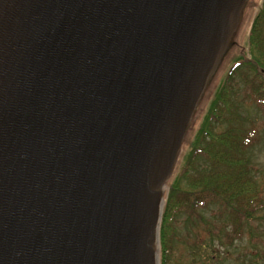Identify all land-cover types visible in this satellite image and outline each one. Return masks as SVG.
<instances>
[{
  "label": "water",
  "instance_id": "95a60500",
  "mask_svg": "<svg viewBox=\"0 0 264 264\" xmlns=\"http://www.w3.org/2000/svg\"><path fill=\"white\" fill-rule=\"evenodd\" d=\"M251 0H0V264H161L160 193Z\"/></svg>",
  "mask_w": 264,
  "mask_h": 264
},
{
  "label": "trees",
  "instance_id": "16d2710c",
  "mask_svg": "<svg viewBox=\"0 0 264 264\" xmlns=\"http://www.w3.org/2000/svg\"><path fill=\"white\" fill-rule=\"evenodd\" d=\"M234 44L241 50L244 48L239 42ZM248 46L250 56L244 51L235 53V61L223 77L199 128L192 125L186 136V150L180 156L183 163L172 182L162 218L161 264L168 263L169 246L172 243L169 237L170 232H173L170 224L171 207L174 206V216L186 210L191 217L203 219L198 208H206L211 203L218 206V210L213 211L214 215L226 212L229 219L238 222L242 215L261 206L259 192L251 176L252 164L249 158L258 129L236 103L241 90H235L238 84L234 77L238 70L244 72V95L260 109H264V0L254 16ZM206 93L207 90L196 110L193 123L197 121L196 116ZM199 159L204 161V164L197 167L200 175L190 176V169H194ZM184 176L188 179L186 188L181 186ZM220 231L216 229L214 233L219 235Z\"/></svg>",
  "mask_w": 264,
  "mask_h": 264
},
{
  "label": "rangeland",
  "instance_id": "374dc122",
  "mask_svg": "<svg viewBox=\"0 0 264 264\" xmlns=\"http://www.w3.org/2000/svg\"><path fill=\"white\" fill-rule=\"evenodd\" d=\"M262 2L263 0H251L248 3L244 8L241 24L232 35V41L239 42L244 48L241 50L234 44L218 56V71L207 89L206 98L200 107L198 117L196 116L197 121L193 123L196 129L199 128L203 115L215 97L223 77L235 61V58L233 59L235 53L244 51L250 56L248 39L254 16ZM243 74L242 70H238L234 77L238 84L235 90H241L236 103L246 114L247 119L258 129L255 143L249 151V158L252 164L251 176L259 192L261 206L247 215H242L238 222L229 219L226 212L222 215H214L213 211L218 210V206L211 203L206 208H198L203 219L198 216L191 217L189 211L186 210H181L174 216V206L171 207L170 224L173 232L169 235L172 243L169 246L167 264H264V109H260L255 102L244 95ZM185 150L184 145L183 151ZM202 162H204L202 159L195 162L194 169H190V176L200 175L197 167ZM182 163V159L179 158L167 187L160 193L161 198L165 199V204L172 188V182L180 172L179 166ZM187 185L188 179L184 176L181 179V186L186 188ZM216 229L221 230L219 235L214 233Z\"/></svg>",
  "mask_w": 264,
  "mask_h": 264
}]
</instances>
